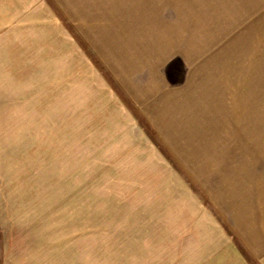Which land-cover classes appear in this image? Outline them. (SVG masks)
I'll use <instances>...</instances> for the list:
<instances>
[{
	"label": "rangeland",
	"instance_id": "rangeland-1",
	"mask_svg": "<svg viewBox=\"0 0 264 264\" xmlns=\"http://www.w3.org/2000/svg\"><path fill=\"white\" fill-rule=\"evenodd\" d=\"M4 1L0 264H264V0Z\"/></svg>",
	"mask_w": 264,
	"mask_h": 264
},
{
	"label": "crops",
	"instance_id": "crops-1",
	"mask_svg": "<svg viewBox=\"0 0 264 264\" xmlns=\"http://www.w3.org/2000/svg\"><path fill=\"white\" fill-rule=\"evenodd\" d=\"M5 4V1L4 0H0V4ZM2 6L0 5V19H7V18H10L11 17V15H10V9H6V7L5 8H1ZM7 13V14H6ZM163 34V33H162ZM161 34V35H162ZM164 35H165V33H164ZM162 41L161 40H159L157 43H155V44H153V47L151 48V49H154V52L155 53H157L159 50H161V51H163V52H167V51H171V47L172 46H170V45H168V46H170V47H168V46H166V47H162ZM150 49V50H151ZM152 51V50H151ZM160 66V65H159ZM154 68H155V70H154V73L153 74H151L150 75V73H149V75H147V69H143L142 68V70L140 71V72H142L141 74V77H142V80H141V82H143L145 79H147L148 80V78H150V77H155V76H158V74H159V70H157V69H159V67H158V65H155L154 66ZM158 72H157V71ZM147 80H145L144 82H147ZM155 80V79H154Z\"/></svg>",
	"mask_w": 264,
	"mask_h": 264
}]
</instances>
